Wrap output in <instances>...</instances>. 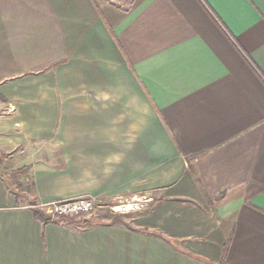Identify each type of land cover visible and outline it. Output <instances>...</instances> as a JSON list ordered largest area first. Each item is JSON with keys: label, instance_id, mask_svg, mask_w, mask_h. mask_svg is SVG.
Listing matches in <instances>:
<instances>
[{"label": "crops", "instance_id": "0c3cea01", "mask_svg": "<svg viewBox=\"0 0 264 264\" xmlns=\"http://www.w3.org/2000/svg\"><path fill=\"white\" fill-rule=\"evenodd\" d=\"M0 155V264H264V0H0Z\"/></svg>", "mask_w": 264, "mask_h": 264}, {"label": "rangeland", "instance_id": "374dc122", "mask_svg": "<svg viewBox=\"0 0 264 264\" xmlns=\"http://www.w3.org/2000/svg\"><path fill=\"white\" fill-rule=\"evenodd\" d=\"M48 154H49L48 152H45V154H43L41 152V155H38L36 158L38 159V158H40V156L43 157V155H44V157H47ZM0 157L4 158V156H2V155H0ZM8 157H10V156L8 155ZM47 158H45V159H47L51 162H53L54 159L58 160L57 155L55 156V158L54 157L53 158L47 157ZM15 160H16V158H11V159L9 158L5 161H0V173L11 171V170H13V168L16 169L18 166L22 167L26 162L32 161V158H30V157L25 158V160H23V161H26V162H22L21 160H19L16 163ZM9 162H11V163H9ZM17 190L19 191V187H17ZM71 198H73V197H71ZM66 199H69V198H66ZM57 200H65V199H57ZM53 201H55V200H53ZM128 204L132 206L131 209H126V206ZM142 204L143 203L141 201L139 202V201L122 200V199H118V200L117 199H115V200L102 199V200H100L98 205L92 209V211L86 213L84 216H85V218H87L89 220H95V221L101 220L103 222H112V221L114 222L113 219H114L115 214H121L122 217L125 218L124 221H127V220L129 221L132 218H136L138 216V213L143 212L144 208H142V206H141ZM42 205L43 204L39 205L38 209H41L50 219H52V217L45 212L44 208H46V207L42 206ZM68 217H71L73 219L83 218V217H76V216H68Z\"/></svg>", "mask_w": 264, "mask_h": 264}, {"label": "built area", "instance_id": "2783aa9c", "mask_svg": "<svg viewBox=\"0 0 264 264\" xmlns=\"http://www.w3.org/2000/svg\"><path fill=\"white\" fill-rule=\"evenodd\" d=\"M100 199L91 196H76L65 200H55L49 203H45L42 206L45 212L49 214L52 219L57 217L76 216L85 218V214L92 211V209L98 205Z\"/></svg>", "mask_w": 264, "mask_h": 264}, {"label": "trees", "instance_id": "16d2710c", "mask_svg": "<svg viewBox=\"0 0 264 264\" xmlns=\"http://www.w3.org/2000/svg\"><path fill=\"white\" fill-rule=\"evenodd\" d=\"M29 168L27 166H23L19 169H17L15 171L16 174H23L24 171H27ZM35 213L37 215V217L39 219H41L42 221H48V220H53L57 223H64V224H69L72 226H86L89 224L90 220L84 221L83 218L81 219H73L71 217H57L55 219H50L41 209H36ZM121 214H115L114 216V222H117L119 220H121ZM97 221V220H96ZM226 251H227V246L225 245L223 248V252H222V259L220 261L219 264H224V257L226 255Z\"/></svg>", "mask_w": 264, "mask_h": 264}, {"label": "bare ground", "instance_id": "6f19581e", "mask_svg": "<svg viewBox=\"0 0 264 264\" xmlns=\"http://www.w3.org/2000/svg\"><path fill=\"white\" fill-rule=\"evenodd\" d=\"M131 207H132V206L128 204V205L126 206V209H131Z\"/></svg>", "mask_w": 264, "mask_h": 264}, {"label": "water", "instance_id": "95a60500", "mask_svg": "<svg viewBox=\"0 0 264 264\" xmlns=\"http://www.w3.org/2000/svg\"><path fill=\"white\" fill-rule=\"evenodd\" d=\"M88 219L87 218H84V221H87Z\"/></svg>", "mask_w": 264, "mask_h": 264}]
</instances>
